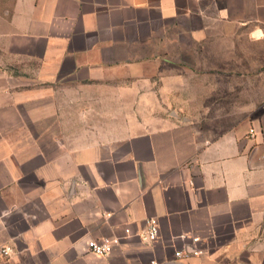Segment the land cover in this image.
<instances>
[{
    "label": "crops",
    "instance_id": "obj_1",
    "mask_svg": "<svg viewBox=\"0 0 264 264\" xmlns=\"http://www.w3.org/2000/svg\"><path fill=\"white\" fill-rule=\"evenodd\" d=\"M2 247L264 264V0H0Z\"/></svg>",
    "mask_w": 264,
    "mask_h": 264
},
{
    "label": "built area",
    "instance_id": "obj_2",
    "mask_svg": "<svg viewBox=\"0 0 264 264\" xmlns=\"http://www.w3.org/2000/svg\"><path fill=\"white\" fill-rule=\"evenodd\" d=\"M130 233L129 229L124 230V234L128 235ZM158 235V226L156 222L153 219H149L146 221V230L144 233L140 236L141 239L145 242H152L156 239ZM193 241H196L194 239ZM120 244V238L113 237V238H102L100 240H90L87 242V249L88 251L95 256L103 257L110 254L115 247H117ZM10 250L8 248L2 247L0 248V256H7L9 254ZM193 255L199 254V251L195 250L192 253ZM175 258H182L183 254L182 252H175L174 253ZM151 264H164L159 263L156 261H151Z\"/></svg>",
    "mask_w": 264,
    "mask_h": 264
}]
</instances>
